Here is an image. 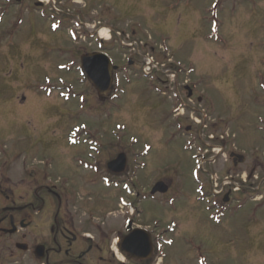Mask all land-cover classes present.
I'll list each match as a JSON object with an SVG mask.
<instances>
[{
    "label": "rangeland",
    "instance_id": "rangeland-1",
    "mask_svg": "<svg viewBox=\"0 0 264 264\" xmlns=\"http://www.w3.org/2000/svg\"><path fill=\"white\" fill-rule=\"evenodd\" d=\"M14 2L0 0V182L5 174L7 194H26L27 203L43 194L47 207L31 208L43 244H53L51 189L70 200L80 233L110 245L96 264H140L116 248L133 207L164 239L151 264H264V204L241 193L254 182L264 192V20L233 21L215 0ZM100 29L124 68L103 99L81 68ZM121 154L127 169L110 172ZM231 154L246 163L235 168ZM159 182L168 194L142 202ZM233 183L241 202L213 223L205 197ZM10 244L0 245V262L11 258ZM25 254L17 253L22 264L41 263Z\"/></svg>",
    "mask_w": 264,
    "mask_h": 264
},
{
    "label": "flooded vegetation",
    "instance_id": "flooded-vegetation-1",
    "mask_svg": "<svg viewBox=\"0 0 264 264\" xmlns=\"http://www.w3.org/2000/svg\"><path fill=\"white\" fill-rule=\"evenodd\" d=\"M22 1L23 0H19V4H21ZM16 3H18V0H16ZM213 5L216 6V8L222 6L223 11H225L229 17L231 16L233 21L238 20L239 17H243L241 20L255 21V24H258V21H261L260 19L264 20V0H215ZM261 28L264 32V26ZM260 36L261 35L257 36V38H260ZM249 38H255V36ZM101 44L103 45V43ZM98 51L100 50H95L93 52ZM162 85L164 86V84ZM184 88L189 94V99H198V102L202 104V98L197 96L195 85L194 87L186 85ZM183 104L184 103H181L176 109H179L180 106L183 108ZM176 114L177 111L175 112V115ZM191 130L192 128L189 127V132ZM231 160L233 166L237 168L239 166L237 161L234 159ZM257 169L258 166L253 165V169L249 172V181H252ZM231 177L233 180L234 177ZM1 180L4 181L0 182V245L5 242L12 244H10L11 246L7 245L11 258L1 261L0 264L5 261H9L13 264H22L24 259H22L23 256H17L19 252H24L26 253L25 255H31V258L34 259L36 258V249L41 245H44L47 250L45 259L41 260V262L45 261V264H96V261L106 263L104 255L109 253L110 245L107 246L104 237L97 238V236H89L84 232L80 233L79 225L76 223L75 217L70 211V200L68 198L64 200V196L62 194H56L54 190H49V194H46L48 199H50V206L48 207L53 211V224L50 229L53 235V244L49 246L43 244L40 238L37 237L39 234L38 227L35 226L31 220V216L33 215L32 209L35 210V214H38L47 207L46 200H43V194H36V197L41 199L42 203L37 205V199L35 203H27L26 194H7L8 191L4 183L6 182L5 174L1 175ZM254 183L253 186H248L249 188L242 190V198H244L245 203L249 201L255 204H264V202H262L264 198L263 189L259 183L258 188H255L254 186L257 182ZM231 185L226 195H222L224 192L218 189H213L205 197L206 199H212L211 206L208 207V210L212 211V216H221L223 219H227V217L231 216L233 208L241 202L242 198H239V194L236 193V188H234L236 185L234 183ZM149 199L153 200L154 197L149 194L147 202ZM141 214L142 212L138 209L133 230L136 227H140V225L135 222ZM214 220L215 218L212 219L213 223ZM149 232L154 245V254L147 259L127 258V260H135L140 264H151L154 262L156 259V245L163 242L164 239L161 234H157V232L160 233L157 228H151ZM127 234L126 232L117 233L116 238L123 241ZM13 239H16L17 242L13 243ZM12 248H15L16 251L14 252ZM92 252H95V257H92ZM52 255L54 258L58 259L57 262H54ZM16 256L17 258L14 260ZM116 264H118V262ZM123 264L126 263L123 262Z\"/></svg>",
    "mask_w": 264,
    "mask_h": 264
},
{
    "label": "water",
    "instance_id": "water-1",
    "mask_svg": "<svg viewBox=\"0 0 264 264\" xmlns=\"http://www.w3.org/2000/svg\"><path fill=\"white\" fill-rule=\"evenodd\" d=\"M82 69L87 75L89 81L94 86L95 90L100 96H107L111 93L113 85V74L119 70L114 67L111 58L104 53H96L84 55L81 58ZM235 156L239 163H244L245 159L239 155ZM237 161V160H236ZM128 164V159L125 154H121L116 160L108 164V169L115 174L124 173ZM169 187L164 183H158L152 190V194H165ZM128 231L130 235L124 239L121 244L123 252L128 254L131 258L146 259L152 255L153 246L147 233L143 230L132 231V223L129 224ZM45 247L41 246L37 249L36 254L44 257Z\"/></svg>",
    "mask_w": 264,
    "mask_h": 264
},
{
    "label": "bare ground",
    "instance_id": "bare-ground-1",
    "mask_svg": "<svg viewBox=\"0 0 264 264\" xmlns=\"http://www.w3.org/2000/svg\"><path fill=\"white\" fill-rule=\"evenodd\" d=\"M78 2H79V0H78ZM101 35L103 38H110V34L107 32V30H103Z\"/></svg>",
    "mask_w": 264,
    "mask_h": 264
}]
</instances>
